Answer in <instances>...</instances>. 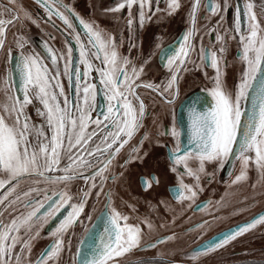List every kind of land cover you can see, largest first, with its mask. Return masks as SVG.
Returning a JSON list of instances; mask_svg holds the SVG:
<instances>
[{
	"label": "snow or ice",
	"instance_id": "1",
	"mask_svg": "<svg viewBox=\"0 0 264 264\" xmlns=\"http://www.w3.org/2000/svg\"><path fill=\"white\" fill-rule=\"evenodd\" d=\"M35 2L44 9L49 21L55 16L67 29L72 30L70 35H75L79 59H73L71 45L68 46L65 58L64 54L57 56L46 42L41 45L43 55L25 54L22 51L24 44L19 42L21 38L17 40V48L21 49L18 55H13L11 49L8 50V67L5 75L0 78V91L6 97V102L0 104V189L7 186V190L0 194V264H24V261L28 264H58L65 250V235L77 224L83 225L81 217L92 189L99 188L96 192L99 198L104 192L105 181L110 178L106 173L116 156L143 126L146 106L137 89H150L163 97L167 104L174 103L177 98L179 73L187 70L188 63H195L191 60L194 51L191 40L199 31L196 21L202 0H192L189 13L191 27L178 40V46L162 48L159 44L156 45L164 66L171 72L170 78L160 85L137 83L143 72V65L137 68L128 57H121L114 37L110 36L105 40L100 31L81 19L62 0ZM8 3L14 4L15 0H8ZM149 3L150 0H123L109 11H120L127 6L131 15L133 5L139 4V22L143 27L145 20L151 19L145 12ZM167 4L169 15L180 7L179 0H167ZM228 7V0H224L223 9L218 0H204V9L209 17L218 15L221 10L227 12ZM254 7L250 0H245L243 5L237 0L233 28L239 36L237 59L243 67L234 94L224 87L221 65L225 49L223 36L217 33L215 40L221 44V55L201 45V63L196 65L197 68L211 67L215 70L216 74L211 78L212 88L201 90L211 97V103L206 97H193V104L187 108V144L181 143V130L175 117L170 131L159 133L162 136L170 135L174 141L168 151V158L173 164L171 170L175 172L180 166L184 169L178 178V185L171 193L177 202L194 201L197 190H203L200 187L201 177L211 176L205 172L206 163H218L223 168L231 160H239L241 172L235 176L232 184L247 178L250 165L264 173V26L260 24ZM260 7L264 10V4ZM7 12H12L13 16L10 20L0 18V49L5 44L7 25L14 24L19 19V13L15 9L0 6V17ZM65 13L75 16L83 27L91 52L80 40L79 32ZM28 18L31 19L30 14ZM223 19L221 16L220 21ZM220 21L217 22L218 25ZM132 23V19H129L130 31ZM52 26L55 27L54 22ZM211 31L215 29L210 30L209 35ZM65 43L68 44V41ZM90 57L100 60L103 66L94 67ZM45 59L50 61L51 68L44 63ZM60 62H63L62 73ZM129 65H132L131 68ZM93 71L97 74L98 84L91 82ZM61 74L68 80L67 93L60 81ZM29 92L33 96L30 97ZM21 95L23 99L20 98ZM98 97H102V101H98ZM33 99L42 105V108L36 109L37 115L44 120V124L39 126L33 125L26 113ZM196 103L207 107L197 110ZM92 112L97 113L95 119ZM90 125L96 126L91 132L88 131ZM45 127L47 133L44 131ZM96 137H99V141L93 144ZM146 139L147 134L141 138V145ZM139 151L138 146L133 147L125 165L133 159H142L139 155H133ZM65 158L68 163L62 166ZM193 161L197 163L196 168L190 166ZM85 172H90V175H85ZM184 175L191 177L195 183H184ZM77 179H84L86 183L91 180L92 183L87 191H82L79 201L72 203L68 185ZM23 181H30V185L26 191L18 192ZM61 184L64 189L55 190L54 186ZM144 184L147 190L150 183L145 181ZM105 199V207L96 221L91 227H84L73 264H109L114 258L141 247V228L127 223L129 217L112 206L110 194H105ZM217 203L222 205L223 198ZM18 205L26 211H19ZM205 206L197 205L196 210H203ZM9 209L12 210L9 212L12 218L5 223L4 213ZM42 209L46 210L42 212ZM64 210H67L66 215L59 219L49 233L53 238L52 243L40 253L36 261H31L32 241L39 237L40 228L56 219ZM87 219L92 221L91 215ZM143 223L149 231L152 230L150 222L145 220ZM205 224L207 221L196 227L204 228ZM260 224H264V214L204 242L201 250L194 252L190 259L195 261L201 252L217 251ZM174 238H161L156 243L143 245V248H155L158 243ZM70 244L69 239V248ZM17 245L19 251H16Z\"/></svg>",
	"mask_w": 264,
	"mask_h": 264
},
{
	"label": "flooded vegetation",
	"instance_id": "2",
	"mask_svg": "<svg viewBox=\"0 0 264 264\" xmlns=\"http://www.w3.org/2000/svg\"><path fill=\"white\" fill-rule=\"evenodd\" d=\"M122 2L123 0H62V3L70 7L81 19L91 24L95 30L100 31L105 40L110 36L114 37L121 57H128L137 68L143 65V72L137 83L156 85L165 83L171 75H159L152 68L154 63L162 68L165 67L156 45L159 44L162 48L170 44L178 46V40H175L178 37L181 38L191 27L189 13L192 0H179L183 19L177 31L175 33L171 32L167 36H162L170 28V18L166 13L167 0H159V3H157V0H150V3L145 7V12L151 19H146L143 27L140 26L139 22V4L133 5L131 15H129L127 6L120 11H109V9L115 8ZM218 2L221 9H223L224 0H218ZM250 2L255 5L254 11L260 24L264 26V10L260 7L261 4H264V0H250ZM239 3L243 5L245 0H239ZM228 4L227 12L221 10L218 15L209 17L204 9V0H202L196 21V27L199 31L191 40L194 46L191 60L195 63H188L186 65L187 70L179 73L178 96L174 103L167 104L163 97L150 89L143 87L137 89L146 106L143 126L116 156L112 166L106 173L110 178L105 181L104 192L99 198L96 196L99 188L92 189L82 213L83 225L77 224L65 235L64 239L68 248L60 257L62 258L64 255V264H73V257L79 239L83 235L84 227H91L105 207L107 202L105 194L111 195L112 206L117 211L129 217L127 223L138 225L142 233L140 248L114 258L109 264H162L170 262L176 264H264V224L257 225L254 229L217 251L211 253L201 252V255L195 261L190 259L194 252L201 250L204 242L217 238L218 234L228 229H235L238 225H244L254 217L264 214V205L247 204L240 207L238 204L231 202L241 197L243 195L242 191L257 190L259 184L264 185V181L255 183L256 187L251 183L244 184L242 181L227 187L235 176L240 174V161L238 160L234 170L225 180L218 177L220 170L218 163H206L205 172L211 174V176L204 175L201 177L200 187L203 190H197L198 194L194 201L177 202L172 198L171 193L178 185V178L184 172V169L180 166L177 167L175 172L171 170L173 164L168 158V151L173 146L174 141L170 135H159L160 132L170 131L175 117L177 126L181 130V143L187 144V108L193 104L190 96L196 91L212 88L211 78L216 74L211 67H196L201 63L199 59L200 48L203 45L204 48L216 51L218 55H221L219 53L221 44L215 40L217 33L223 36V47L225 49L222 54L223 64L221 65L224 87L226 91L234 94L235 85L239 81L243 66L237 59L239 36L235 34L233 28L237 0H228ZM0 6L15 9L19 13V19L14 24H8L6 28L5 44L3 49H0V78L5 75V69L8 67L6 63L8 50L11 49L13 55H18L21 51L17 48L18 38H21L19 42L24 44L22 51L25 54L41 53L43 55L41 45L46 42L57 56L64 54L65 58H67L68 46L71 45L73 59H79V46L75 41V35H70L72 30L67 29L55 16L49 21L44 9L35 0H15L14 4H9L8 0H0ZM157 9H160V11H157ZM60 10L64 11L63 8ZM29 14L31 19L28 18ZM65 14L69 15L68 13ZM12 16V12H7L0 18L10 20ZM221 16L224 17L223 21H220ZM69 18L76 31L79 32L80 40L91 52V45L88 44L83 27L75 16L69 15ZM129 19L133 21L131 31L128 25ZM33 20L35 23H33ZM218 21H220L219 25L217 24ZM53 22L55 27L52 26ZM212 29H215V31H211V35H209ZM233 36H235V39H232ZM50 37H55V39H50ZM65 41H68V44ZM90 59L94 67L103 66L100 60L94 57H90ZM145 61L148 62L145 63ZM44 63L51 68L48 59H45ZM131 66L129 65V68ZM59 67L62 73L63 62H60ZM81 69L83 70V65H81ZM232 69H236V71ZM53 74H55L54 71ZM60 81L67 93L69 90L68 80L63 74H61ZM91 82L99 83L95 71L91 73ZM28 94L30 97L33 96L32 92ZM201 96L207 98L205 94ZM20 98L23 99L22 95ZM207 99L211 103V97ZM98 101H102V97H98ZM5 102V93L0 91V104ZM61 103H63L62 98ZM133 103L138 104L136 101H133ZM181 105L185 113L183 112L182 118H179L178 111ZM195 107L197 110H203L207 105L196 103ZM37 108H42V105L33 99L32 104L28 105L26 113L31 118L32 124L39 126L44 124V120L37 115ZM92 117L95 119L97 113L92 112ZM182 120L184 122L183 130L181 129ZM9 122L11 123V121ZM95 127V125H90L88 131L91 132ZM44 131L47 133V127L44 128ZM145 134H147L148 139L144 140L141 145V138ZM98 141L99 137L94 138L93 144ZM137 146L140 151L138 154L133 155H139L142 159H133L125 165V161L129 159L131 149ZM85 158H87L86 153ZM67 163L68 160H62V166ZM121 165H124V167H121ZM190 166L196 168L197 163L195 161L190 162ZM85 175H90V172H85ZM113 176L115 179H111ZM182 179L186 184L195 183L187 175H184ZM98 180L99 178H97ZM145 181L150 183L147 190H145ZM91 183V180L86 183L84 179L71 182L72 186L68 188V191L72 196V203L79 201L82 191H87ZM29 185L30 181H23L18 192L26 191ZM54 187L57 191L63 189L60 185ZM6 190L7 186L5 189H0V194ZM251 192L254 193L255 191H246L247 194ZM11 198L13 197H9V199ZM221 198H223V204L218 205L217 202L221 201ZM197 205L206 206L203 210H196ZM17 207L21 212L26 211L19 205ZM45 210L42 209L41 211ZM11 211L9 209L4 213L5 223L12 218L9 215ZM66 212L67 210L62 211L56 219L40 228L39 237L32 241L31 261H36L40 253L50 246L53 238L49 233L58 224L59 219L66 215ZM16 214L12 213V215ZM89 215H91L92 221L87 219ZM145 220L151 223V231L143 223ZM205 221H207V224L204 225V228L196 227L204 224ZM40 223L42 224V222ZM169 236L175 238L166 240L164 243H158L155 248L146 250L143 248L145 244L156 243L159 239ZM69 239L71 240L70 248ZM253 240L262 242H256L254 246L249 248L248 245ZM19 250V245H17L16 251ZM237 256L241 257L236 258ZM24 264H28V262L24 261Z\"/></svg>",
	"mask_w": 264,
	"mask_h": 264
},
{
	"label": "rangeland",
	"instance_id": "3",
	"mask_svg": "<svg viewBox=\"0 0 264 264\" xmlns=\"http://www.w3.org/2000/svg\"><path fill=\"white\" fill-rule=\"evenodd\" d=\"M166 13L168 14V12H166ZM181 13H182V10H181V5H180L179 9H177L171 15L168 14V16L170 18V28H169V31L166 34L162 35V36H167L171 32L175 33L177 31L178 26L180 25V22L183 19ZM162 36H160V37H162ZM152 68L159 75H162V76L171 75V72L166 67L162 68L157 63H154ZM232 70L236 71V69H232ZM64 160H67V159L65 158ZM251 166H253V165H250L249 167H251ZM249 174L254 179V174H252L251 172H249ZM231 182L227 185V187H230V186L233 185ZM60 186L64 189V185L63 184H61ZM71 186H72V184L70 183L68 185V188L71 187ZM246 191H255V192L254 193L251 192V193L247 194ZM242 192H243V195L241 197H239L237 200H234V201H231V202L238 204L240 207L243 206V205H247V204L264 205V185H260L257 190H245V191H242ZM64 241H65V250H64V252L62 254H64L67 251V248H68L66 246V240L65 239H64ZM256 242L259 243V242H262V241L253 240L252 242L249 243L248 247L250 248V247L254 246L256 244ZM240 257L241 256H237L236 258H240ZM63 259H64V255L62 256V258L59 259L58 264H64ZM231 259H234V258H231Z\"/></svg>",
	"mask_w": 264,
	"mask_h": 264
},
{
	"label": "water",
	"instance_id": "4",
	"mask_svg": "<svg viewBox=\"0 0 264 264\" xmlns=\"http://www.w3.org/2000/svg\"><path fill=\"white\" fill-rule=\"evenodd\" d=\"M179 39H180V37H178L175 41H177V40H179ZM167 46H168V45H167ZM167 46H166V47H167ZM169 46H173V45L170 44ZM169 46H168V47H169ZM174 46H176V44H175ZM166 47H165V48H166ZM17 84H18V79H17ZM202 94L207 95L206 92H202V91H196V92L192 93L191 96H190L191 101H193V97H194V96H196V95H200V96H201ZM207 98H209V97L207 96ZM187 101H188V100H187ZM210 102H211V99H210ZM183 112L185 113V111H184V109H183V106L181 105V107L179 108V111H178V116H179V118H182V116H183ZM183 119H184V118H183ZM181 125H182L181 129L183 130V126H184V122H183V120L181 121ZM249 155H252V154L249 153ZM237 162H238V160H231L228 164H225L223 168H220V170H219V172H218V177H219L220 179H222V180H225V179L231 174V172L234 170V168H235ZM240 163H241V162H240ZM249 172H251L252 174H254V179H253L252 176L249 174ZM259 181H264V174L258 172V171L256 170V168H255L254 165L251 166V167H249V168L247 169V178H246L245 180H242V182H243L244 184L251 183V184H253L254 187H256L255 183H257V182H259ZM260 185H261V184L258 185V188H259ZM238 226H241V225H238ZM232 229H234V228H232ZM229 230H231V229H228V230L222 232L221 234L226 233V232L229 231ZM213 239H214V238H213ZM162 264H176V263H172V262H170V263H162Z\"/></svg>",
	"mask_w": 264,
	"mask_h": 264
}]
</instances>
